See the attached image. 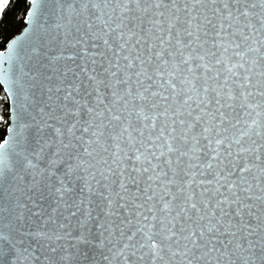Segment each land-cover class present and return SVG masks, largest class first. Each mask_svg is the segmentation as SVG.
Here are the masks:
<instances>
[{
	"label": "snow or ice",
	"instance_id": "obj_1",
	"mask_svg": "<svg viewBox=\"0 0 264 264\" xmlns=\"http://www.w3.org/2000/svg\"><path fill=\"white\" fill-rule=\"evenodd\" d=\"M0 264H264V0H0Z\"/></svg>",
	"mask_w": 264,
	"mask_h": 264
},
{
	"label": "trees",
	"instance_id": "obj_2",
	"mask_svg": "<svg viewBox=\"0 0 264 264\" xmlns=\"http://www.w3.org/2000/svg\"><path fill=\"white\" fill-rule=\"evenodd\" d=\"M13 4H15V0H13ZM20 10H19V8H17L16 9V16H17V18H19V16H20Z\"/></svg>",
	"mask_w": 264,
	"mask_h": 264
}]
</instances>
